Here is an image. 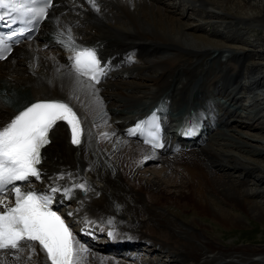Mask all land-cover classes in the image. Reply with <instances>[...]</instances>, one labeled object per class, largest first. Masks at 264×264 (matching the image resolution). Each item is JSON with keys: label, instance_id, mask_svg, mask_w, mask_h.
I'll return each instance as SVG.
<instances>
[{"label": "bare ground", "instance_id": "6f19581e", "mask_svg": "<svg viewBox=\"0 0 264 264\" xmlns=\"http://www.w3.org/2000/svg\"><path fill=\"white\" fill-rule=\"evenodd\" d=\"M96 4L99 11L89 0H57L38 37L0 60V127L42 98L69 103L83 122L79 145L58 122L41 178L22 190L60 189L58 202L81 226L72 229L87 249L81 264H264V190H250L264 187V0ZM89 45L111 70L98 92L84 77L77 82L69 59ZM150 106L164 112L167 127L172 110L203 112L200 134L175 152L128 136L124 127ZM149 158L157 165L142 168ZM81 183L85 194L73 187ZM91 232L122 250L106 256L86 241ZM238 232L261 244L238 245L230 240ZM144 243L168 261L138 252ZM42 260L38 247L27 262L9 257L10 264Z\"/></svg>", "mask_w": 264, "mask_h": 264}, {"label": "snow or ice", "instance_id": "6c2138e0", "mask_svg": "<svg viewBox=\"0 0 264 264\" xmlns=\"http://www.w3.org/2000/svg\"><path fill=\"white\" fill-rule=\"evenodd\" d=\"M89 3L99 11L96 0H89ZM52 7L53 0H0V19L12 15V23L19 21L25 25L38 26L48 18ZM31 30L30 27L26 28V31ZM19 34L23 35L24 30ZM15 35L17 33L13 32L12 36ZM69 41H72L71 36ZM4 48V38L0 37V50ZM6 50L10 52L11 47ZM5 58V55L0 54V59ZM69 59L73 61L71 68L76 73L77 82L82 83L79 77L85 76L90 81L89 87L98 92L95 84L106 75V71L96 51L91 48L73 49ZM97 103L102 104V101L97 99ZM61 121L66 122L70 128L72 144L79 145L84 132L80 118L69 103L63 101L32 103L0 127V264H10L9 257L14 262L22 258L27 262L32 255L37 254V247L43 254L41 264H81L80 254L87 251L78 247L79 242L69 226L52 210L51 195H38L33 190L24 191L23 184L17 183H30V178H41V171L37 167L42 161L41 150L51 142L49 133ZM145 126L158 131V117L155 113L138 124L137 128ZM161 146L158 142L153 143V147ZM73 187L88 190L83 183ZM50 191L56 193L60 189L52 188ZM9 192L14 196L11 205L7 203L6 194ZM64 192L70 195L71 189H64ZM25 250L30 253L28 257L21 255Z\"/></svg>", "mask_w": 264, "mask_h": 264}, {"label": "rangeland", "instance_id": "374dc122", "mask_svg": "<svg viewBox=\"0 0 264 264\" xmlns=\"http://www.w3.org/2000/svg\"><path fill=\"white\" fill-rule=\"evenodd\" d=\"M168 0H166V2H167ZM172 8H173V6L172 5H170ZM186 7H189V4H186ZM177 12V11H176ZM195 15V14H194ZM194 19H196L197 17H193ZM193 20V19H192ZM244 103H248V101H243ZM242 120H245L244 118H242ZM239 129H241V130H244V131H246V132H248V133H253V134H257L258 133V131L257 130H255V129H251L250 127H248V126H245V125H240V127H239ZM263 139V138H262ZM261 141H263V140H261ZM255 143H256V146L257 145H261V143H259V141L257 142V141H255ZM262 144H263V142H262ZM238 153V152H237ZM253 154V155H252ZM247 155L248 156H250L251 158H254V159H261V156L260 155H258V154H256V153H247ZM152 159V160H151ZM157 163L158 162H156L155 163V161H154V159L153 158H149V159H146V160H144V162L142 163V168L144 167V168H154L156 165H157ZM257 163V162H256ZM262 186V188L261 187H259V186H256L254 183H252V184H250V190H253L254 192H259V190H264V187H263V185H261ZM83 192V193H82ZM84 190H81V193L82 194H84ZM246 235L245 234H240L239 232L238 233H236V235H233V238H230V240L231 239H233L234 241H239L238 242V245H257V244H261V243H259V242H251V241H248V240H246L244 237H245ZM240 240H239V239ZM243 238V239H242ZM259 238V237H258ZM253 243V244H252ZM145 250V249H144ZM104 252V251H103ZM108 252V253H107ZM105 254H106V256H108L109 254H111V253H109V251H107ZM146 253H148V254H143L145 257H147L148 259H151V260H156L155 258L156 257H159L160 259H163L164 261H168V259H169V255L168 254H164V253H158V252H154V253H150V252H147L146 251ZM104 254V255H105ZM113 254V253H112ZM116 257H119V256H116ZM112 258H114V257H112ZM168 258V259H167ZM114 259H117V258H114ZM158 260V259H157Z\"/></svg>", "mask_w": 264, "mask_h": 264}]
</instances>
